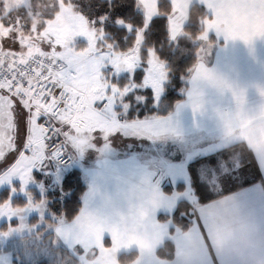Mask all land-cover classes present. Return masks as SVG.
<instances>
[{"label":"snow or ice","instance_id":"obj_1","mask_svg":"<svg viewBox=\"0 0 264 264\" xmlns=\"http://www.w3.org/2000/svg\"><path fill=\"white\" fill-rule=\"evenodd\" d=\"M179 2L55 0L36 29L0 16V185L18 179L11 192H23L38 173L41 189L45 181L52 188L40 200L27 193L22 206L10 194L0 200V218L22 221L34 210L43 217L52 197L73 188L71 169L95 152L83 206L69 216L75 191L56 198L64 207L49 222L56 240L78 254L76 264H106L125 237L152 242L140 264H225L211 239L223 208L237 229L264 237V87L256 86L262 102L249 107L247 89L207 64L213 53L217 66L232 62L236 41L255 54L264 0H192L194 20ZM189 55L186 101L169 111L173 66ZM238 129L251 131L259 147L245 142L238 151L241 142L226 139ZM121 144L132 147L118 155ZM245 183L253 187L225 195ZM11 235V227L0 231V241Z\"/></svg>","mask_w":264,"mask_h":264},{"label":"rangeland","instance_id":"obj_2","mask_svg":"<svg viewBox=\"0 0 264 264\" xmlns=\"http://www.w3.org/2000/svg\"><path fill=\"white\" fill-rule=\"evenodd\" d=\"M51 4H46L44 1H41L39 5L33 7L30 0H2V4H0V16H8L11 13L12 18L17 21V27L25 23H30L32 28L36 29L45 23L43 18L44 11L49 9ZM16 10L23 11L20 14L15 13ZM24 14L26 17L23 16ZM57 15L63 22L65 18L63 6L61 13H57ZM48 23L52 22L49 21ZM0 31H3V29L0 28ZM212 55L208 56L207 61H210ZM131 147V144L127 146L121 144L116 149V152L119 155V153L127 152V149ZM119 158L124 159L125 157L119 156ZM97 159V154L90 151L82 161L77 162L74 168L79 169L82 174L84 170L93 172L97 165ZM34 176L35 181L27 185L25 191L17 190L16 192H11L12 186H15L16 189L20 188V181L14 179L12 185L8 183L0 185V194L4 190H7L8 197L11 194L12 203L22 206L27 202V193L29 192L32 194L34 200H40L42 192L46 196L48 192H52V188L48 186L47 181H45V187L43 189L39 186V181L44 179L41 175L34 173ZM83 179L87 184V178L83 177ZM59 196V199L62 201L65 194ZM51 220L50 211H46L42 217L35 210L27 213L22 221L20 219H14L9 223L3 218H0V231H7L9 227L13 229V235L0 241V264H38L39 261H45L48 264H76L78 255L76 251L63 249L64 247L60 242L52 236L53 231L49 228V222Z\"/></svg>","mask_w":264,"mask_h":264},{"label":"crops","instance_id":"obj_3","mask_svg":"<svg viewBox=\"0 0 264 264\" xmlns=\"http://www.w3.org/2000/svg\"><path fill=\"white\" fill-rule=\"evenodd\" d=\"M183 5L184 9V15L187 17L190 6L192 5V0H180V2L177 4V7ZM182 30V29H181ZM229 54L235 53L233 61L230 63H225L220 66L216 65V56L213 53L210 61H207L208 67L215 68L216 73L222 77L227 78L228 80H233L239 83L242 87H245L248 92V100H249V107H258L259 104L262 102L261 97L259 96V93L256 90V86L260 85L264 87V41L257 40L255 43V54L249 51L248 47L244 45L240 41L234 42L228 49ZM192 73L190 72L189 77L186 79V88H190V77ZM183 89V90H185ZM208 91H211L209 88ZM181 94L183 95V98L179 102L186 101L187 98V92L181 91ZM177 104V103H176ZM175 104V106H176ZM175 106L172 111L175 110ZM191 118V110L188 109L185 114L183 115V120H188ZM226 139L231 141H240L241 143L238 145L237 150L240 151L243 149V143H247L248 147L255 150L259 147V142L257 141L256 137L252 134L251 131L246 129H238L234 131H228L226 133ZM173 152H178L177 149L174 147L172 149ZM174 159H179L180 155L177 153L174 157ZM194 167H199V165L196 163V161H193ZM261 167H264V162L261 163ZM91 171L84 170L82 174V178L86 177L87 182L85 183L84 179L83 182L86 185V192L81 198V207L83 206L84 198L86 197L88 191H89V185L91 183ZM86 175V176H85ZM256 178L259 180V174L257 173ZM251 179V178H250ZM255 182V183H259ZM246 184V183H245ZM242 185V184H238ZM253 184H249L241 189H238L236 191L226 193L225 195H229L232 193H239L243 189L246 188H252ZM213 199H220V197H212ZM80 207V208H81ZM93 229H95V225L92 226ZM223 233H230L232 238L234 239H240L243 236H251L255 240L258 241V243H254L252 247H250L245 255L249 258L248 264H250V258L252 255L257 253L264 254V237L250 231H242L237 229L232 222V213L229 209L223 208L220 212L217 213L215 216V225L213 226L212 232H211V239L213 240L214 247L218 251V253L224 257L225 264H246L245 261H242L239 257H237L235 254H229L227 253L223 247L220 246L218 243V235ZM52 236H54V233L52 232ZM60 244L64 247L63 249L67 250H74L71 246L67 245L64 241L58 240ZM152 242L143 240L142 238H135L129 239L127 237L118 240L114 248L107 254L106 257V264H118L117 262V256L120 253H128L131 251L136 252L139 250L140 254H137V258L129 263V264H140L141 256H143L147 251L151 249Z\"/></svg>","mask_w":264,"mask_h":264},{"label":"trees","instance_id":"obj_4","mask_svg":"<svg viewBox=\"0 0 264 264\" xmlns=\"http://www.w3.org/2000/svg\"><path fill=\"white\" fill-rule=\"evenodd\" d=\"M41 1H44L46 4H49V3L53 4L55 2V0H30V3L33 7H35V6L39 5ZM48 10L49 9L45 10L44 14ZM22 11L23 10H16L15 13L21 14ZM189 11H191V15H192V18L194 20L196 15H197L196 8L191 5ZM188 15H189V12H188ZM188 15H187V17H188ZM23 16L26 17L25 14ZM43 18H44V15H43ZM182 32H183V29H182ZM163 40H164V37L160 36L157 43H160ZM187 43L188 42L186 41L185 45H180L177 47L178 56L181 53V50L184 47H186ZM162 54L166 58L168 57L169 53H168L167 47H165L162 50ZM193 63H194V57L189 55L186 58H184L182 62L180 60H177L176 64L173 66L172 81H171V86L169 87V91L171 92V95L168 96V99L166 100V104L168 105L169 111H172L175 104L182 100L183 95L181 94V91L186 88L185 81L189 77V74H190L189 69L193 66ZM124 79H126V76H123L120 78L121 82H123ZM71 170L76 174L77 180L74 181V186L72 189H65V191L63 193V194H65V196L63 197V199H64L72 191H75V199H74L73 203L72 204L70 203L67 206V209H65V211H68L69 216L72 215V211L74 209H79L81 207V198L85 194L86 189H87L86 185L83 182L81 171L79 169H75V168H73ZM258 181H259L258 178H256V182H258ZM247 185H249V184L237 185L236 187H233L231 189V192L236 191L238 189H241ZM178 187H180V186L178 185ZM50 193L51 192H48V195H50ZM59 197H53V199H54L53 201H52V198L50 199L51 202H49V204H48V209L50 210L51 213H56L57 208H63L64 207L63 203H61V204L55 203V199L59 198ZM6 198H8V192H7V190H4L0 194V200L6 199ZM63 199H62V201H63ZM62 251H64V250H62ZM136 258H137V254L134 251H131L128 253H120L117 256V262H118V264H129V263L133 262ZM38 264H48V263L45 261H39Z\"/></svg>","mask_w":264,"mask_h":264},{"label":"clouds","instance_id":"obj_5","mask_svg":"<svg viewBox=\"0 0 264 264\" xmlns=\"http://www.w3.org/2000/svg\"><path fill=\"white\" fill-rule=\"evenodd\" d=\"M218 243L227 253L235 254L248 264L249 258L246 257L245 253L254 243H258V241L247 235L240 239H234L230 233L221 232L218 235ZM250 264H264V254L257 253L252 255L250 258Z\"/></svg>","mask_w":264,"mask_h":264}]
</instances>
